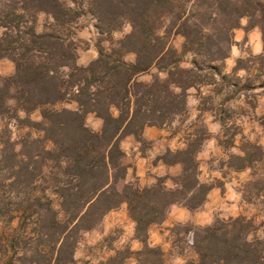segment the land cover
<instances>
[{
	"label": "trees",
	"instance_id": "1",
	"mask_svg": "<svg viewBox=\"0 0 264 264\" xmlns=\"http://www.w3.org/2000/svg\"><path fill=\"white\" fill-rule=\"evenodd\" d=\"M261 5V0H0V58L14 63L13 73L0 84V116L12 111L17 121L43 132L31 140L34 150L17 152L22 159L9 166L2 158L4 168L11 169V188L26 191L22 201L39 204L29 248L15 249L5 264L74 263L80 233L95 228L123 203L134 222L133 236L142 242L131 254L138 264H163V250L148 241L150 226L162 222L172 204L200 206L214 186L199 177L196 154L202 136L187 133L184 147L167 149L156 158L181 165L179 173L170 177L172 187L160 176L151 185L127 182L119 188L127 169L121 162L120 140L133 134L142 142L146 125L169 124L185 111L191 87L199 92L202 86L212 85L217 94L228 86V91L235 92L238 82L231 76L242 67L259 70L261 79ZM39 11L52 19L40 32L35 28ZM84 11L95 18L99 35L125 22L130 30L117 40L110 38L107 47L98 42L97 57L80 65L73 25ZM243 16L249 17L246 32L259 27L262 51L238 57L229 75L223 71V62L236 44L233 30ZM174 35L183 36L179 50L171 43ZM187 53L191 58L184 66ZM129 54L132 59H126ZM146 73L151 74L148 81L139 79ZM258 81L264 87V78ZM72 101L76 108L55 107ZM212 103L213 96L208 94L202 97L200 109ZM35 110L40 111L39 120L29 116ZM19 111L25 116H18ZM89 113L102 119L100 130L87 126ZM44 141H51L52 147L43 146ZM242 151L229 158L230 168L250 166L261 147L246 141ZM39 186L40 194L32 195ZM187 230L196 258L183 264H264V234H258L253 217L215 218Z\"/></svg>",
	"mask_w": 264,
	"mask_h": 264
},
{
	"label": "rangeland",
	"instance_id": "2",
	"mask_svg": "<svg viewBox=\"0 0 264 264\" xmlns=\"http://www.w3.org/2000/svg\"><path fill=\"white\" fill-rule=\"evenodd\" d=\"M82 1L77 0L78 3ZM261 1L260 8L264 10V0ZM81 8L84 9L85 7L82 6ZM35 17V28L38 32L47 28V24L52 22V19L42 11L37 12ZM248 22L249 17L243 16L240 19V26L233 30L236 44L231 47L233 51L223 62V71L226 74H232L233 66L238 57L247 58L262 51L258 52L255 49L256 42L259 41L262 44L260 29L258 26H254L246 32L244 27ZM94 24L95 18L85 11L80 13L74 22L77 61L92 58V54L95 53L97 57L98 42L107 47L111 40L121 38L130 30V24L125 22L119 29L113 30L109 34L99 35ZM247 33H249V37ZM182 41L183 36L181 35H174L171 39L172 45L178 50L181 48ZM132 58L133 55L131 54L126 56V59ZM190 58V53H187L182 65H189L188 60ZM243 63L252 66L246 60ZM253 66L259 67L257 63H253ZM13 71L14 63L8 58H0V84ZM258 73L259 70L253 68L249 71L243 67L238 69L231 76L238 82V90L235 92L228 91V86H224L222 91L217 94L211 90L214 88L212 85L202 86L199 92L194 87L189 88L185 111L175 117L166 127L170 131H178V147L172 151L185 146V144H181L183 140L180 138L184 136V132L202 136V142L196 154V158L202 167L200 178L203 181L213 183V187L218 189L216 197L219 198L218 205L212 210L211 222L215 218L226 219L237 215L253 217L254 224L258 227V234L263 235L264 87L258 85V80L264 78V71L261 79L257 78ZM208 94L213 96L212 107L200 109L202 97ZM228 96L231 97L227 99ZM9 104L12 106L13 100H10ZM63 105L66 106L65 103H58L55 107L59 108ZM17 114L20 117L25 116L22 111L17 112ZM29 116L33 120H39L40 111L35 110ZM85 122L90 128L95 125L91 117H87ZM42 135L43 132L39 129L17 121L12 111L0 116V264L8 262L14 255L15 249L21 251L29 248L31 244L30 235L34 229V216L39 205H30L31 200L22 201L25 200L26 194L24 193L26 191L23 193L22 189L11 188L9 185L12 179L9 175L11 169L4 168L2 158H6L10 166L15 160L22 159L21 156L16 155L18 151L34 150L35 144L31 140L40 138ZM246 141L259 145L261 151L255 153L253 163L250 166L241 170H234L227 165V161L232 158V155L243 153L242 146ZM42 145L46 148L52 147L51 141H44ZM140 147L144 150L148 144L143 141ZM156 158L154 163L158 161ZM173 175L176 174L163 175L167 187L173 186L170 178ZM118 187H122L121 183L118 184ZM40 188L41 186L35 188L36 190L32 191V195L40 194ZM200 206L190 208L191 212L200 211L204 205L201 204ZM190 226L204 225L187 222H175L168 226L158 225V227L164 228V232L167 231L164 235V242H167L168 245L152 244L148 241L151 245H159L164 250L163 264H183L185 259L193 257L189 250L191 232L187 230ZM133 229L134 222L127 214L126 204L123 207L121 205L117 209L110 210L95 228L80 233L75 247V262L72 264H138L135 255L131 254L130 251L140 249L142 242L134 238ZM184 252L186 255L182 256L180 253Z\"/></svg>",
	"mask_w": 264,
	"mask_h": 264
},
{
	"label": "crops",
	"instance_id": "3",
	"mask_svg": "<svg viewBox=\"0 0 264 264\" xmlns=\"http://www.w3.org/2000/svg\"><path fill=\"white\" fill-rule=\"evenodd\" d=\"M247 36L249 37V33H247ZM255 47H256L255 48L256 51L258 52L262 50V44L259 41L256 42ZM232 51L233 50L231 49L230 52ZM95 57H96V53L94 55L92 54V58L80 60L78 61V63L85 65ZM150 78H151V74L149 73L143 74L139 77V79L147 80V81ZM63 103L66 104V106L63 105L64 107L69 106V108H76L77 106L76 102L74 101L63 102ZM87 117H91L92 120H94L95 125L91 129L96 131L100 130V128L102 127V119L100 117L95 116L93 113L87 114L86 119ZM177 134L178 131L175 130L170 131L166 126L159 127L155 125H146L141 133V137L143 141L148 144V147L145 148L144 150H142V148L140 147L141 141L137 140L133 134L125 135L120 140V147L124 152L121 158V162L126 166L127 169H126L125 178L121 180L119 183L123 185L124 183L127 182H133L139 187H143L155 183L158 176H163L169 173L177 174L181 169V165L179 163L168 165L163 163L159 159L156 163H154V159L157 157V155L162 154L167 149L172 150L178 147L177 140L179 137L177 136ZM185 136L186 133L184 132V136L180 137L181 140H183L181 142L182 145L185 144V138H184ZM201 168L202 167L200 164L199 167L200 174H201ZM217 191L218 189L215 187H212L209 190L207 194V198L205 202L202 204L204 205V207H202L201 210L196 213L191 212L192 210H190V208L188 207L178 206V204H172L168 208L164 220L160 223H156L150 226L149 235H148V240L150 241V243L168 245L167 242H164L165 239L164 235L166 234L167 231L164 232L163 231L164 228L158 227V225L168 226V225H172V223L175 222H187L198 225L209 224L211 222L212 210L218 205V201H219V198L216 197ZM124 204L125 203L122 204V207ZM189 250L193 255L192 258H196V254L193 252L191 246H189ZM180 254L182 256L186 255L185 252ZM186 260L187 259H185V261Z\"/></svg>",
	"mask_w": 264,
	"mask_h": 264
}]
</instances>
